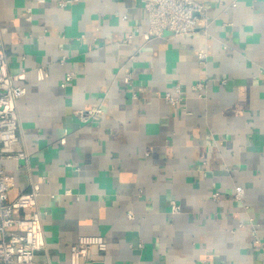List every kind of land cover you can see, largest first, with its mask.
<instances>
[{
  "label": "crops",
  "instance_id": "0c3cea01",
  "mask_svg": "<svg viewBox=\"0 0 264 264\" xmlns=\"http://www.w3.org/2000/svg\"><path fill=\"white\" fill-rule=\"evenodd\" d=\"M56 1L0 0L6 73L27 89L17 110L31 172L2 166L11 200L41 186L35 264H71L83 235L109 248L82 264H263L264 0H197L208 22L195 34L148 42L140 0ZM178 86L172 107L164 95ZM95 107L101 117L81 121Z\"/></svg>",
  "mask_w": 264,
  "mask_h": 264
},
{
  "label": "built area",
  "instance_id": "2783aa9c",
  "mask_svg": "<svg viewBox=\"0 0 264 264\" xmlns=\"http://www.w3.org/2000/svg\"><path fill=\"white\" fill-rule=\"evenodd\" d=\"M140 1L146 13L148 29L144 33L140 30L137 32L147 42L162 37L165 33L176 37L191 36L198 31L201 22H208L205 8L197 0ZM37 2L46 3V0H37ZM80 2L81 0H57L56 5L60 9H68ZM131 38L132 36L129 37ZM198 58L203 62L206 57L204 54H199ZM6 69L7 54L0 28V264H35L37 255L44 252L47 247L43 225L45 213L40 207L41 186L34 183L29 191L19 192L17 197L11 200L10 191L15 179L6 173L2 166L5 161H17L23 163L31 172L29 155L19 133L17 110V103L27 95V89L18 84L22 81L20 76L9 75ZM46 77L47 73L43 69L37 70L38 81H44ZM73 77V73L67 74L61 87L66 88L72 82ZM132 81L133 74L130 73L124 79V83L130 86ZM222 83L225 84L226 81ZM203 89H205V84L202 83L194 87V90L199 93H202ZM164 100L172 107L180 105L183 101L180 87L176 88V94H165ZM77 115L87 124L100 118L102 111L95 107L79 112ZM61 144L65 145L66 139H62ZM65 194L73 195L71 191H66ZM243 196L244 190L237 187L235 199L241 201ZM212 197L218 200L220 193H215ZM171 207L173 215L180 213V207L176 203H172ZM254 243L262 247L264 255V246L260 240L255 239ZM108 248V242L102 236H80L77 242L71 245V264H82V260L87 258L92 249L106 253Z\"/></svg>",
  "mask_w": 264,
  "mask_h": 264
}]
</instances>
